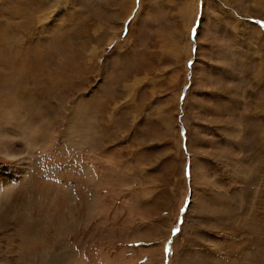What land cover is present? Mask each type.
Here are the masks:
<instances>
[{
	"label": "rangeland",
	"instance_id": "1",
	"mask_svg": "<svg viewBox=\"0 0 264 264\" xmlns=\"http://www.w3.org/2000/svg\"><path fill=\"white\" fill-rule=\"evenodd\" d=\"M0 264H264V0H0Z\"/></svg>",
	"mask_w": 264,
	"mask_h": 264
}]
</instances>
